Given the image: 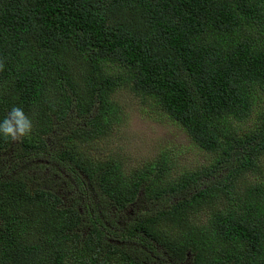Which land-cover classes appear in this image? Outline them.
<instances>
[{
  "label": "trees",
  "instance_id": "trees-1",
  "mask_svg": "<svg viewBox=\"0 0 264 264\" xmlns=\"http://www.w3.org/2000/svg\"><path fill=\"white\" fill-rule=\"evenodd\" d=\"M0 62V122L14 106L33 122L11 158L45 152L54 122L81 123L53 155L81 188L69 202L30 186L0 138V264H264V0H0ZM121 88L206 164L172 177L163 151L144 176L91 154L121 122ZM140 192L164 203L130 218Z\"/></svg>",
  "mask_w": 264,
  "mask_h": 264
},
{
  "label": "rangeland",
  "instance_id": "rangeland-1",
  "mask_svg": "<svg viewBox=\"0 0 264 264\" xmlns=\"http://www.w3.org/2000/svg\"><path fill=\"white\" fill-rule=\"evenodd\" d=\"M113 99L120 107L121 122L108 136L89 146L90 148L87 150H90L91 154L97 157L104 156V158H107L105 157L107 155L119 157L127 173L135 170L136 173L144 176L150 174L147 171L150 163L157 158L159 152L163 151L171 155L169 168L172 177L186 169L200 168L206 164L209 155L192 146L182 129L150 104V100H141L132 95L127 88L118 89ZM252 124L253 122L248 120L238 123L237 127L244 129ZM73 125L81 126V123L73 124L71 120L64 123L54 122L51 133L43 137L46 146L45 152L30 154L27 161L11 158L18 150V141H12V148L7 154V157L9 156L13 161V167L19 171L22 178L29 181L30 186L56 189L63 196L64 202L74 199L81 188L73 181L71 174L61 164H57L53 155L62 148L65 132ZM1 155L0 159L1 157L5 158ZM258 169L264 178V153L260 154ZM256 177L257 175L251 172L245 173L241 181H254ZM89 196L91 200H95L101 211L107 212L112 218L111 207L103 198L96 196L93 192ZM138 196H140L138 200L127 208V212L131 213L130 218L142 213L145 209L160 208L159 205L164 203H151L148 200H143L141 192L138 193ZM87 221L85 217L84 225L80 229L81 234L86 232Z\"/></svg>",
  "mask_w": 264,
  "mask_h": 264
},
{
  "label": "clouds",
  "instance_id": "clouds-1",
  "mask_svg": "<svg viewBox=\"0 0 264 264\" xmlns=\"http://www.w3.org/2000/svg\"><path fill=\"white\" fill-rule=\"evenodd\" d=\"M4 70V64L0 62V71ZM33 132V122L23 109L14 106L8 115L0 122V138L5 141H20L23 138H30Z\"/></svg>",
  "mask_w": 264,
  "mask_h": 264
}]
</instances>
